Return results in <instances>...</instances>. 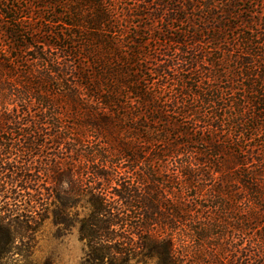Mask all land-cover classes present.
I'll return each mask as SVG.
<instances>
[{
  "label": "trees",
  "instance_id": "16d2710c",
  "mask_svg": "<svg viewBox=\"0 0 264 264\" xmlns=\"http://www.w3.org/2000/svg\"><path fill=\"white\" fill-rule=\"evenodd\" d=\"M202 1L138 0L137 8L158 7L151 25L132 29L128 20L137 16L123 28L106 0H38L52 15L47 26L54 31L25 25L31 17L18 18L15 6L2 10L0 175H17L27 192L19 197L24 215L0 207V260L14 252L11 245L23 233L34 232L32 213L45 205L40 193L28 192L39 183L30 175H52L57 186L50 198L60 207L51 211L54 222L76 206L86 210L76 218L83 264L126 263L130 236L138 239L141 255L135 258L141 262L183 264L176 246L181 235L195 247H214L210 236L227 238L228 228L250 237L245 264H264V142L250 144L254 133L264 132V0ZM240 4L259 7L257 18L243 17L248 10ZM195 10L206 14L195 16ZM195 20L215 22V30H179L152 57L138 39L154 23L172 30ZM57 26L64 30L55 32ZM48 37L54 41H44ZM165 41L178 49L170 51ZM207 44L215 56L202 51ZM204 54L213 57L206 62ZM159 55L165 61L149 69L147 60ZM152 75L175 88L165 96ZM94 141L104 149H94ZM17 154L19 162L8 165ZM212 175L218 184L204 191L200 184ZM65 182L73 195L61 190ZM183 189L211 203H185ZM14 226L23 233H13Z\"/></svg>",
  "mask_w": 264,
  "mask_h": 264
},
{
  "label": "rangeland",
  "instance_id": "374dc122",
  "mask_svg": "<svg viewBox=\"0 0 264 264\" xmlns=\"http://www.w3.org/2000/svg\"><path fill=\"white\" fill-rule=\"evenodd\" d=\"M198 1L201 2L202 0H198ZM106 2H108V4H110L113 10L115 11V14L118 17V22L120 25H122L123 28L125 26L127 27L125 21L127 20V18H129V16H131L132 14L137 16L134 19L130 18L128 20L132 24L130 29H132L135 25H140L142 27L145 25H151L152 22L149 20V17L150 15H154V10L158 7L157 4L154 3L148 7L143 6L141 8H137L138 0H106ZM210 2L211 4L212 2L213 4H215V0H210ZM258 2L259 0H255V4H257ZM203 3L204 1L201 2V4ZM13 6L17 7L18 9H21V11L16 14L18 18L20 17L23 18L25 16L28 18L31 17L29 21L25 20L26 21L25 25H30V24L34 25L33 28H35L36 30L43 29L42 31L45 30L54 31V28L52 26L49 27L50 23L47 26V21L53 20L52 15L48 13L49 12L48 9L39 8L40 6H42V3L38 2V0H0V25L2 21H5V18H3L4 16L2 15L4 9L6 11L5 7L9 9V8H13ZM243 7L248 10V12L241 11L242 13L241 15L243 17H246V15H249V13H251L250 16H252L253 18H257L258 16L257 13L260 12L259 7L253 6V10H251L250 4H247L246 6H241L240 4L239 9H244ZM236 11H238V9ZM202 13L206 14L205 12H201L200 10H195V12H193L192 14L198 16L201 15ZM213 13L215 14V8L213 10ZM211 23L205 24L202 20H198V21L195 20L193 26L190 24L189 25L174 24L173 25L174 29L172 30H166L165 29L166 26L163 23H157V24L154 23V27L151 33H149L148 31H144V33H142L138 39L141 41H145L144 43L148 44L147 46H145V49L152 57L153 55H156L154 53L155 49L156 52H160V53L164 51V49L160 47L159 44L161 45L164 44L165 37H171V38L175 37L176 35H179V30L180 32H184L183 30H185L188 32L194 31L196 33H201L208 26L209 27L211 26L213 30H215L214 29L215 22H213L212 25ZM176 25H178L177 28ZM55 28H56L55 32L57 30L59 31L60 28L64 30L63 26H57ZM156 29H158L159 31ZM160 30L163 33H161ZM210 33L213 34L215 32L210 31ZM66 34L68 33L66 32ZM185 34L187 35V33ZM37 37L39 39L41 38L40 35H38ZM230 37L231 35L230 33H228L226 39L228 40ZM157 38H159L158 41ZM197 38H199L198 34H197ZM201 39H203V37ZM42 40L43 38H41V41ZM2 41H4V38L0 32V42ZM44 41H49L48 43H52L54 40L53 37H48L45 38ZM165 42H167L168 44V41ZM169 44L168 46L170 48V51L173 50V48L174 50L178 49V46L169 45ZM3 45L9 46V43L5 41ZM209 48H214V47H212L211 45L209 46L207 44V46L205 45L202 46V51H207L208 53L212 52L214 53L215 56V49L211 50ZM212 57L213 56H210V54L205 55V61L206 62L210 61ZM155 58L147 60V67L149 69H155V65L159 64L160 63L159 61L162 62L165 61L166 59L165 57H161L160 55L157 57L158 58L157 60H155ZM206 67L210 68L209 66ZM147 78H149V75ZM150 78L152 82H154L155 84L165 86V92H164L165 94L163 93L165 96L167 91H172L175 88V85L171 81L164 80V78L162 79L159 76H155V75L150 76ZM4 136L10 137V135L7 134H4ZM251 137H252V141L250 144L252 145L259 147V145L262 144V142H264V132L262 131L258 133H254V135H252ZM248 145L249 143H241L243 149H246ZM93 146L94 149L96 150L104 149L100 147L97 141H94ZM48 157L50 159L51 155L48 154ZM14 160L16 161L15 163L19 162L18 154L16 156H12L6 159L8 165L9 162H13ZM108 165L110 166V163ZM167 165H168V169H173V165H171V163L168 162ZM253 167H255V165ZM16 176L17 175H0V207H6L7 209L8 208L14 209L15 211L13 212L14 213L13 217L22 216L25 214L24 201L22 200V198L19 197L27 192L20 186L21 184L17 182L19 178H17L18 176L17 177ZM30 176L38 178L39 183L28 192L34 194L40 193L42 195V200L44 199L45 201V205L44 207L39 208V210H36L35 212L33 211L34 213H32L34 217L37 218L35 222H31V224H29L31 225V230L34 231L32 234L23 233L24 231L23 227L14 226L12 228H9L11 229V231H13V233H20V232L23 233L24 237L21 239H17L12 243L10 249L14 250V252L8 254L6 258L0 260V264H83L86 255V248L84 242H82L79 239L78 224L76 222V218L84 216L86 214V210L80 206L71 208L66 213L67 216L63 217L64 220L58 221L59 223H55L54 220L52 219L51 211L54 208V205L57 206V208L60 207L56 202L55 198H53L52 196L50 198V195L52 193L54 186H57L56 182H53L51 180L52 175H30ZM173 176H177V175H173ZM212 176H213L212 180H207L206 182H203V184H200L205 186L204 191H207L212 186H216L218 184L215 175ZM12 177L13 178L15 177L16 179L15 183H11L10 179ZM89 179L90 181H92L90 177ZM176 180L179 181L177 178ZM233 186L235 188L239 187L237 183L233 184ZM70 187H71V183L65 182L60 184V188L64 194L69 193L73 195V190ZM174 192H178V189H176ZM236 195L243 196V193L241 192V195L236 193ZM13 196H17L16 201L12 200L11 197ZM192 196H193L192 191L187 192V190L185 189L182 190L181 197L184 199L185 203L188 199L190 201L192 199L191 202H196L197 205L199 206H207L211 203L210 198H208L205 195H201L198 197L196 196L195 198ZM67 197H69V195ZM238 208L242 210L243 208H245V206L243 204L240 206L238 205ZM203 212L206 213V215H208L211 212V210L208 212L204 210ZM42 215L43 217H46L44 221H40L39 219V217ZM73 217L75 218V220L73 219ZM239 218L240 216H238L237 219ZM231 223L235 225L236 220L235 219L232 220ZM114 228L115 229L111 228V230L115 232L117 227ZM227 230L229 233L227 238L212 240L213 236H210L211 237L210 243H215L214 247L211 246L209 247L208 245L201 248L195 247L196 245L193 244V242H191L190 237L188 236L183 237L181 235L179 240H176V246L180 247L179 249L180 258L182 259V261H185V263L183 262V264H213L212 260H215V264H245L246 262L250 261L248 254L250 237L249 236L246 237L241 235L240 233H236L234 230L230 228H228ZM129 240H131V242H128V246L123 247L126 249L127 252H129V254H127V257L129 259L124 264H154L152 260L141 262L140 259L138 260L137 258H135L137 254H139V256L141 255V250H139L137 248L138 246L136 245L138 243V239L136 238V236H130ZM116 242H120V244H122L120 240ZM111 245L114 246V242L109 244V246ZM106 262L107 261L104 260V263ZM115 264H120V263H115Z\"/></svg>",
  "mask_w": 264,
  "mask_h": 264
}]
</instances>
